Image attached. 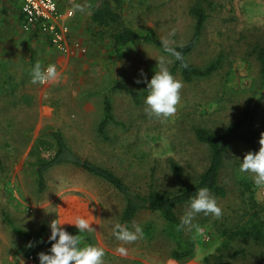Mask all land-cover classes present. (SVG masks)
Segmentation results:
<instances>
[{
  "label": "rangeland",
  "instance_id": "rangeland-1",
  "mask_svg": "<svg viewBox=\"0 0 264 264\" xmlns=\"http://www.w3.org/2000/svg\"><path fill=\"white\" fill-rule=\"evenodd\" d=\"M197 4L205 8L208 18L189 61L205 67L222 55V65L211 76L192 82L184 81L179 72L173 74L183 87L177 111L167 119L146 114L147 83L136 82L145 77L150 80L162 57L171 72L172 56L154 45L133 43L118 57L109 31L84 24L77 29V37L86 53L74 58L57 83L45 87L33 85L30 72L37 62L45 67L55 60L52 46L37 37L39 46L26 49L22 17L17 20L19 26L10 20L9 28L2 31L0 27V257L19 252L39 257L50 247L29 241L22 233L49 241L53 220L69 222L86 216L93 221V233H77L68 223L63 227L81 235V246L104 248L105 264H207L205 257L218 253L228 239L226 233L248 222L251 193L245 180L254 184L257 208L264 217V185L239 171L249 152L239 141L231 144L221 170L220 184L226 195L210 191L223 210L222 217L200 213L189 225H182L184 234L196 240L193 257L185 261L173 258L177 242L166 234L167 222L159 212L144 209L136 215L131 230L142 228L138 240H117L114 230L121 224L125 199L108 182L82 168L55 165L46 174L47 189H38L36 159L30 152L41 135L49 137L57 129L79 155L113 170L135 191L178 190L182 183L171 160L181 165L185 183L196 181L210 161L209 147L197 139L196 129L221 133L264 92L257 53L264 46V0H126L122 11L128 26L152 31L167 44L179 45L193 34ZM11 34L19 37L17 41L10 42ZM116 80L146 95L136 102L126 90H113ZM107 93L122 124L110 125L104 139L98 125ZM253 125L264 134V101ZM189 205L177 210L180 221ZM146 226L152 228L145 231ZM120 247L126 254L118 251ZM227 248L225 254L242 248L246 252L228 258L230 264H264V252L255 244L230 239Z\"/></svg>",
  "mask_w": 264,
  "mask_h": 264
},
{
  "label": "trees",
  "instance_id": "trees-1",
  "mask_svg": "<svg viewBox=\"0 0 264 264\" xmlns=\"http://www.w3.org/2000/svg\"><path fill=\"white\" fill-rule=\"evenodd\" d=\"M125 0H100L99 4L93 9L91 20L96 27L110 32L112 46L118 57L122 56L125 49L131 44L141 42L152 44L163 53L172 56L174 62L171 73L179 72L186 82H192L196 79L205 78L214 74L222 65L223 57L219 55L205 67H198L189 61L188 55L199 44L203 34L208 15L202 5L197 4L193 8L195 15V25L192 36L184 44H167L172 51H165L162 39L154 32L146 30L140 31L128 26L123 17V8ZM36 35V33H35ZM179 52L182 59L177 60L173 55ZM258 60L260 62L261 73L264 77V46L258 48ZM187 64V67H183ZM123 89L130 93L136 102L146 95L144 91H137L130 88L127 84L116 80L113 90ZM264 101V92L254 102L247 105L240 116L228 125L221 133H214L205 127L196 129V137L199 141L206 144L210 150V161L206 169L198 176L195 182L185 183L182 167L175 160L170 161V165L181 187L176 191H161L151 187L148 192L142 193L133 190L116 172L95 163L79 155L68 143L65 135L60 129L53 131L50 136L41 135L30 155L35 161V172L39 192L47 189L46 174L50 168L59 164H72L82 168L86 172L103 179L113 186L125 199V206L121 214V225H126L131 230V223L136 215L144 210L159 212L167 222L165 228L166 234L177 242V247L173 250V258L185 261L193 257L196 248V240L189 238L184 234L178 216L180 207L190 204L195 197L197 189L207 187L211 192L219 195H226V188L220 184V175L224 166L225 156L232 143L239 141L246 145L248 151L257 152L261 145L259 140L261 133L254 127L256 115L261 110ZM103 117L98 125V133L104 139L108 138V128L110 125L122 124L114 114L111 95L107 93L103 103ZM1 165V162H0ZM243 184L246 190L250 191L251 212L248 222L240 225L237 229L227 232L228 239L222 242L218 248V253L205 257V263L212 264H230L229 259L236 257L241 253H246L242 248L233 253L223 252L227 250V243L232 240H242L244 242L255 244L264 252V217L257 208L258 203L254 198L253 186L251 181L245 180ZM151 226H146L145 231ZM43 228L40 232H43ZM76 233V232H75ZM225 233V232H224ZM28 239L38 242L40 245H46L51 248L48 240L42 239L39 235L22 233ZM223 235V234H222Z\"/></svg>",
  "mask_w": 264,
  "mask_h": 264
},
{
  "label": "clouds",
  "instance_id": "clouds-1",
  "mask_svg": "<svg viewBox=\"0 0 264 264\" xmlns=\"http://www.w3.org/2000/svg\"><path fill=\"white\" fill-rule=\"evenodd\" d=\"M77 10L84 12V7L77 5ZM165 51L171 52L167 41H162ZM173 55L177 60L182 57L179 52ZM158 70L150 80L145 77L144 81L137 79V83L146 82L148 95L144 99L145 112L149 116L171 118L177 111V106L181 101V89L183 84L169 71L168 61L163 57L157 59ZM183 67H187L184 64ZM31 83L33 85L45 86L57 81L61 74L55 65H48L46 68L37 62L30 72ZM261 145L259 151L248 152L240 162L239 171L253 176L257 185H264V134L259 140ZM203 213L205 216H213L217 219L223 215V210L216 198L207 187L197 189L196 195L191 199L189 210L181 218V225H189L197 214ZM65 223L74 225L77 233H93V221L86 216H79L74 221L59 222L58 218L49 225L51 234L48 237L51 243L49 252L39 253V264H105L104 248L88 244L82 245L81 235L69 233L63 225ZM114 235L116 239L125 243H133L142 235V228L134 226L130 230L126 225L116 224ZM31 246V244L29 245ZM118 251L126 254L127 250L120 247Z\"/></svg>",
  "mask_w": 264,
  "mask_h": 264
},
{
  "label": "crops",
  "instance_id": "crops-1",
  "mask_svg": "<svg viewBox=\"0 0 264 264\" xmlns=\"http://www.w3.org/2000/svg\"><path fill=\"white\" fill-rule=\"evenodd\" d=\"M57 1L59 4V10L61 12H66L68 10H72L74 12L73 16L64 17L60 21L61 24H66L69 26L70 45H69L68 51L64 52V51H61V50L55 48L50 43L49 37L47 35L30 34L26 31H24V29H23V32H25V35L23 34L21 36H22V39L24 40V44H25L26 49H28L29 47H31L32 49H36L39 46V43L35 41L37 37L38 38L39 37L44 38L47 42H49L50 46H52V49L55 51V53H54L55 60L53 62L47 64V65H55L57 67L58 71L60 72V74L62 75L68 68H70L74 58L77 55H81L82 53H86V52L82 51L83 48H86V47L83 43H81V40L77 37L78 36L77 29L80 27H83L84 24L87 25L89 23L96 27V25L92 23L91 16H92L93 9L99 4L100 0L99 1L98 0H57ZM125 2H126V0H125ZM22 3H23V0H0V27H1L2 31L6 30L7 28H9L11 26L10 23L7 24V22L10 20L14 21L13 25L19 26L16 24H17L18 18H21V17L23 18ZM77 5L84 7L85 11L84 12L78 11L77 7H76ZM97 28H99V27H97ZM17 38H19V37L11 34L10 35V42L17 41ZM25 38H26V40H25ZM76 42L80 43V47H76V45H74ZM15 51H17V50H15ZM15 51H11V53H15ZM46 67L47 66H45V68ZM60 78H61V76H60ZM59 79L55 82H52L48 85H45V87L46 86L51 87L52 85H54V83H57L59 81ZM28 240L32 241L31 239H28ZM32 242L35 244H38V242H36V241H32ZM38 245H40V244H38ZM42 246H46V245H42ZM29 254H34V253L30 252V253L25 254V253L19 252L18 254H12L8 257H0V264H6L8 262H12L15 264H21L23 262V260H25V258ZM34 255L36 256L37 264H39V257L36 254H34Z\"/></svg>",
  "mask_w": 264,
  "mask_h": 264
},
{
  "label": "built area",
  "instance_id": "built-area-1",
  "mask_svg": "<svg viewBox=\"0 0 264 264\" xmlns=\"http://www.w3.org/2000/svg\"><path fill=\"white\" fill-rule=\"evenodd\" d=\"M22 14L24 31L30 34L47 35L55 48L64 52L68 51L69 26L61 24L60 21L64 17L73 16L72 10L61 12L57 0H23ZM74 45L80 47L79 42ZM82 51L84 52L85 48ZM21 264H37L36 256L29 254Z\"/></svg>",
  "mask_w": 264,
  "mask_h": 264
}]
</instances>
